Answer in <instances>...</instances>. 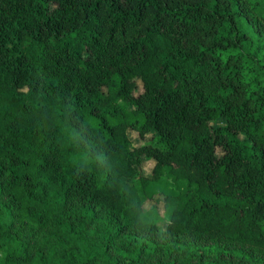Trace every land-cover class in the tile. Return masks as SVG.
<instances>
[{"label":"trees","instance_id":"1","mask_svg":"<svg viewBox=\"0 0 264 264\" xmlns=\"http://www.w3.org/2000/svg\"><path fill=\"white\" fill-rule=\"evenodd\" d=\"M0 264H264V0H0Z\"/></svg>","mask_w":264,"mask_h":264},{"label":"rangeland","instance_id":"2","mask_svg":"<svg viewBox=\"0 0 264 264\" xmlns=\"http://www.w3.org/2000/svg\"><path fill=\"white\" fill-rule=\"evenodd\" d=\"M136 85H137V88H136V91L138 92L140 90V82L139 81H136ZM127 136H128V139L130 140L131 144L133 146H138V145H141L143 144L144 142L147 141V138L145 139H140L135 132H132V131H129L127 133ZM221 155V150L220 149H216V156H220ZM152 166H153V162L151 160H147V159H142L140 161V164H139V173L143 176H149L150 172H151V169H152ZM152 207L155 208V210L157 211V214L159 216V219H160V226L163 227L164 226V217H165V213L167 212L168 210V205H165L162 201V198L161 197H154L152 200H147L144 202L143 204V208H144V211H148L149 209H151Z\"/></svg>","mask_w":264,"mask_h":264}]
</instances>
